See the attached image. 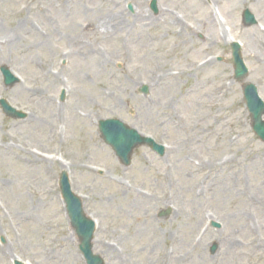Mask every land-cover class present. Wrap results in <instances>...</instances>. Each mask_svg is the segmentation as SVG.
<instances>
[{
  "label": "rangeland",
  "instance_id": "1",
  "mask_svg": "<svg viewBox=\"0 0 264 264\" xmlns=\"http://www.w3.org/2000/svg\"><path fill=\"white\" fill-rule=\"evenodd\" d=\"M130 2L135 16L122 0H0V27L25 21L14 40L0 36V65L20 78L6 88L0 75V97L27 112L15 120L0 110V264L13 255L84 264L59 197L61 170L96 220L93 251L105 264H264V143L228 44L212 43L210 26V55L220 45L223 62L205 60L202 0H157V15L149 0ZM238 2L264 26V0ZM79 18L90 23L87 40L60 34ZM234 27L246 81L264 99V31ZM62 51L71 58L64 65ZM104 118L164 144V156L141 146L122 165L99 136Z\"/></svg>",
  "mask_w": 264,
  "mask_h": 264
},
{
  "label": "water",
  "instance_id": "2",
  "mask_svg": "<svg viewBox=\"0 0 264 264\" xmlns=\"http://www.w3.org/2000/svg\"><path fill=\"white\" fill-rule=\"evenodd\" d=\"M235 64L239 65L242 70H244L239 56L235 55ZM5 73L8 72L5 70ZM237 74L241 73L239 70L236 72ZM7 82L11 83L12 79L7 76ZM250 88L246 89L250 90ZM247 103L250 107L251 118H252V126L254 131L264 140V121L260 119V115L264 112V106L262 105V101L257 97L255 91L252 95L247 92L246 93ZM2 103L5 106V110L8 114L14 116H21V113L15 112L11 109L4 101ZM102 133L105 136V140L110 143L115 149L116 153L120 156L121 160L124 163H129V154L136 144H140L142 141L152 142L150 139L140 140L137 133L134 130L126 128L122 123L118 121H111L107 123H102L100 125ZM153 144V143H152ZM153 147L159 149V147L153 144ZM61 187L64 195L68 200L69 213L72 218V223L79 231L83 232V240L84 247L83 252L88 260V264H96V260L94 256H92L88 236H91V232L93 229V224L91 221L85 219L81 213V204L77 197L71 195L70 190L68 188V181L66 179L65 174L61 176Z\"/></svg>",
  "mask_w": 264,
  "mask_h": 264
},
{
  "label": "bare ground",
  "instance_id": "3",
  "mask_svg": "<svg viewBox=\"0 0 264 264\" xmlns=\"http://www.w3.org/2000/svg\"><path fill=\"white\" fill-rule=\"evenodd\" d=\"M24 23H18L15 28H13V31L9 32L7 28L5 27H0V36L3 40L5 41H12L15 38V32L19 31L22 29V26L25 24ZM180 260V259H179Z\"/></svg>",
  "mask_w": 264,
  "mask_h": 264
}]
</instances>
